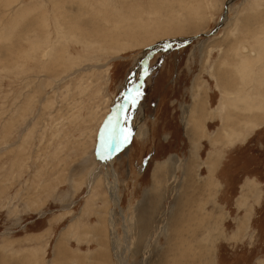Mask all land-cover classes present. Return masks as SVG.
I'll return each instance as SVG.
<instances>
[{
    "label": "rangeland",
    "instance_id": "374dc122",
    "mask_svg": "<svg viewBox=\"0 0 264 264\" xmlns=\"http://www.w3.org/2000/svg\"><path fill=\"white\" fill-rule=\"evenodd\" d=\"M259 28L264 0H0V264H264Z\"/></svg>",
    "mask_w": 264,
    "mask_h": 264
},
{
    "label": "bare ground",
    "instance_id": "6f19581e",
    "mask_svg": "<svg viewBox=\"0 0 264 264\" xmlns=\"http://www.w3.org/2000/svg\"><path fill=\"white\" fill-rule=\"evenodd\" d=\"M231 7H230V5H228L227 6V10H229ZM54 9V8H53ZM108 19V18H107ZM263 28H259V30L256 32V34L255 35H257V37H255V39L256 40H263V38L262 37H264V36H262V35H264V30H262ZM260 37V38H259ZM22 38V37H21ZM20 39V38H19ZM30 40V39H29ZM192 41V40H191ZM258 42V41H257ZM18 43V42H17ZM98 44V43H97ZM258 44V43H257ZM108 45V44H107ZM69 52V51H68ZM241 52H242V54H244V53H249L250 55L252 54L251 53V51H250V49H249V47H242V49H241ZM1 54V53H0ZM247 54H244V55H247ZM248 54V55H249ZM2 55V54H1ZM60 55V54H59ZM255 55V54H254ZM43 56H44V58H46L47 57V53H44L43 54ZM256 57V56H255ZM146 62L147 61H145L142 65H139V67L138 68H136L135 70H134V72L132 73V76H131V78L129 79V83H130V86H131V89H132V91L135 89V84H137V83H135V81H136V79L139 77V76H141L144 72H145V70H146V68H147V64H146ZM240 64H241V62H240ZM239 67V66H238ZM242 67H244V66H241V68H240V73H241V75H246V74H244L245 72V69H243ZM239 74V73H238ZM243 76V77H244ZM246 77V76H245ZM244 77V78H245ZM245 80V79H244ZM243 80V81H244ZM245 82V81H244ZM226 84V83H225ZM224 84V85H225ZM223 85V86H224ZM227 85V84H226ZM228 89V88H227ZM127 90V89H126ZM128 95V94H127ZM248 99H249V97H248ZM248 99L246 100H242L243 101V103L244 104H246V106L248 105V102L249 101H251V100H249L248 101ZM241 102V101H240ZM130 104V100L128 99V98H125V100H124V105H125V107L124 108H121L120 110H121V112H119V116L118 117H120V116H123V115H121L122 113H125V111H126V108H127V106ZM123 105V106H124ZM200 107V106H199ZM260 108V107H259ZM123 119V118H122ZM239 119H240V117H239ZM253 120V119H252ZM238 121V120H237ZM256 121V120H255ZM255 124V123H254ZM254 124H252V125H254ZM108 129V131H107V133H106V135L104 134V136L103 137H101L102 138V141H103V143L105 142V140H108L109 139V137H111V132H109V130H111V127L109 128H107ZM114 130V129H113ZM110 134V135H109ZM112 138V137H111ZM116 136H114V138H113V140L115 141L116 139ZM234 138V137H233ZM107 144V143H106ZM112 144V143H111ZM114 144V143H113ZM102 148V145H101V147H100V149ZM103 150V149H102ZM111 152V151H110ZM112 153V152H111ZM102 158H104V159H101L102 160V163H103V166H105L106 164H108V163H112L113 161H111V158H112V155L111 154H106V156L105 157H102ZM111 176H113V173L111 172V174H110ZM109 185H110V187H109V194H110V196H111V199H112V201H113V203L115 204V206L116 207H118V199H117V191H116V186H115V184H114V182H112V181H110V183H109ZM111 216H112V218H113V212H112V214H111ZM111 223H112V221H111ZM110 224V223H109ZM178 233H179V231H178ZM190 242V241H189ZM182 243V242H181ZM191 243V242H190ZM190 244L189 243H187V241H186V246L184 247V249H186V248H190L191 246H189ZM179 246V245H178ZM183 247V246H182ZM181 247V248H182ZM177 248V247H176ZM180 248V247H179ZM184 251H186V250H184ZM185 254V253H184ZM122 256V255H121ZM179 258V257H178ZM183 259V258H182ZM121 260V259H120ZM185 260V259H184ZM120 262V261H119ZM183 262V261H182ZM182 264V263H181Z\"/></svg>",
    "mask_w": 264,
    "mask_h": 264
},
{
    "label": "snow or ice",
    "instance_id": "6c2138e0",
    "mask_svg": "<svg viewBox=\"0 0 264 264\" xmlns=\"http://www.w3.org/2000/svg\"><path fill=\"white\" fill-rule=\"evenodd\" d=\"M139 96H140V92L137 91V92L135 93L134 96L130 97V103H131L133 106H135V104H136V102H137ZM128 135H130V133H129ZM128 135H125V136H124V139H125V140L128 139Z\"/></svg>",
    "mask_w": 264,
    "mask_h": 264
},
{
    "label": "water",
    "instance_id": "95a60500",
    "mask_svg": "<svg viewBox=\"0 0 264 264\" xmlns=\"http://www.w3.org/2000/svg\"><path fill=\"white\" fill-rule=\"evenodd\" d=\"M189 41H191V40L186 39V40H184L183 42H189ZM172 45H173V44H169V46H172ZM169 46H168V47H169ZM151 50H152V49H151ZM155 51H158V49L155 50ZM155 51H153V53H154ZM153 53H152V54H153Z\"/></svg>",
    "mask_w": 264,
    "mask_h": 264
},
{
    "label": "crops",
    "instance_id": "0c3cea01",
    "mask_svg": "<svg viewBox=\"0 0 264 264\" xmlns=\"http://www.w3.org/2000/svg\"><path fill=\"white\" fill-rule=\"evenodd\" d=\"M242 68L244 69V68H247V67L244 66V67H242Z\"/></svg>",
    "mask_w": 264,
    "mask_h": 264
}]
</instances>
